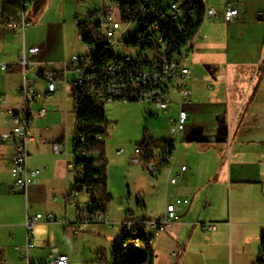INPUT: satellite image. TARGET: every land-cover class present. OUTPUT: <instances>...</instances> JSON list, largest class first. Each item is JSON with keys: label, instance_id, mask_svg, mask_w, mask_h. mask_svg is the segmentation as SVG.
I'll use <instances>...</instances> for the list:
<instances>
[{"label": "rangeland", "instance_id": "1", "mask_svg": "<svg viewBox=\"0 0 264 264\" xmlns=\"http://www.w3.org/2000/svg\"><path fill=\"white\" fill-rule=\"evenodd\" d=\"M224 1L226 0H205V5L208 7L209 4H212L217 11H220L218 6L222 5ZM229 1L235 2L238 6L239 17L232 21H225L223 9L216 17L206 19L192 40L193 47L189 51L187 62L191 74L187 80V86L192 91L193 102L205 103V105H203L202 111L197 112L196 116L193 113L188 122H202L211 141L216 126H219V123L225 121L226 118L228 129L233 128V134L238 127L253 126V129L242 136L243 141L244 143L247 140L256 142L251 143L260 148L264 146V0ZM1 5L2 0H0V14ZM102 5V0H47L42 13L34 12L29 6L27 18L30 27L26 31L28 45L35 43L41 47L43 43L42 51L45 48V42L49 41L50 52L47 55V52L45 53L43 60L50 63L53 62L52 57H59L62 61L68 62L72 55H86L88 48L82 42L75 23L76 21L96 19V15L90 18L89 14L99 10ZM112 9L117 10V7L112 6ZM136 29V22L129 23L124 31V36L127 38L134 36ZM5 31L0 26L1 63H7L6 59L13 58L14 45L20 40L19 36L15 39ZM112 48L120 55L137 56L142 53L144 56L150 57L153 54L148 50L143 51L139 47H127L118 43L113 44ZM3 53L6 54L5 58ZM36 67L34 65V69H37ZM67 77L71 79L73 75L68 74ZM19 79L20 75L18 74L1 72L0 95L5 99L14 97L15 85H18ZM171 96L176 98L177 93L172 91ZM213 100L216 102L220 100L224 105L228 104L232 110L230 118L227 116L225 118L224 115L212 111ZM73 108L74 101L70 97L68 110L73 111ZM103 108L106 119L110 122L108 135L105 139L107 188L111 194V199L106 206V213L110 223L79 222L73 223L71 226L58 221L39 220L35 223L32 234L34 247L28 252L31 262L41 263L46 260L52 248L67 253L70 257V264H98L101 259L109 261L111 252L121 241L122 223L126 216L130 219L142 216L147 219H156L164 211L165 189L159 187L157 181L167 178L165 173L167 168L156 177H151L143 168L144 160L132 163L130 158L135 148L142 149L146 138H151L154 141L172 138L169 118L174 115L177 107H172L168 112H164L157 108L153 102L114 100L105 101ZM189 108L187 107L188 112L192 111V108ZM172 109L173 111H171ZM74 130L75 117L73 115L64 135L66 154H59L66 162L73 161L71 144ZM189 144L181 134L176 141L172 174L180 167L175 161L186 160L189 157L190 159L197 158L195 152L189 154L190 150L186 148ZM235 146L237 145L233 146L234 149ZM189 148L195 150L194 147ZM153 151L157 153L158 147H153ZM225 151L227 164L229 150ZM233 157L231 156V159ZM213 159L217 160L214 157ZM71 170L70 178H74L77 171L73 166ZM199 170L195 171L194 175L202 174L201 169ZM73 186L74 183L69 187V191L73 190ZM15 195L23 194L15 193ZM76 200L82 207L88 200L86 193L81 192ZM61 207L62 205H58L56 210H61ZM32 211V214L36 211L41 214L47 213L42 207L34 208ZM69 212L79 215L75 207H72ZM55 215L58 218L63 216L59 213ZM262 217L264 218V214ZM69 220L76 222V216H69ZM74 226H79L77 232H74ZM166 226L153 238L155 243L162 240L161 237ZM146 231H151L149 224L146 225ZM211 233L212 231L203 230L201 225L196 223L195 229L188 239L190 241L188 249L184 253L178 254L179 257L176 258L171 252L178 251V245L172 247V250L160 247L156 252L157 261L155 264H173L175 259L176 264H181L182 260H184L183 264H219L226 254V246L212 244L208 252L203 254L204 256H199L200 250L194 248L196 242L201 244L210 237ZM132 238L133 236H127L126 241ZM25 239V226L7 227L0 230V248L5 252L6 264H25L21 258ZM139 240L143 243L142 239Z\"/></svg>", "mask_w": 264, "mask_h": 264}, {"label": "crops", "instance_id": "2", "mask_svg": "<svg viewBox=\"0 0 264 264\" xmlns=\"http://www.w3.org/2000/svg\"><path fill=\"white\" fill-rule=\"evenodd\" d=\"M46 4L47 0L37 12L42 13ZM228 5L238 10L235 2L229 0L218 6L220 11H217L212 4H209L208 7L215 8L219 15V12L225 10ZM238 17L239 10L236 18ZM5 32L15 39L17 36L20 37V40L14 45L15 54L13 58L6 59L9 65L6 73L18 74L20 79L18 85H15L14 97L5 99L0 95V134L10 128L6 116L1 113V110L23 105L22 99L16 94L17 87L23 81V72L17 64L18 54L23 45L25 47L38 45L35 43L28 45L26 32L24 36L18 32H7V30ZM44 45L45 48L42 51L40 49V53L33 59L37 69H34L33 65V68L27 72V77L33 78L36 71H41L44 63L47 62L43 59L45 53L47 52V55L50 52L49 41H46ZM41 47H43V43ZM3 56L5 58L6 54ZM52 61L51 70L62 74L60 90L53 93L48 99H33L27 104L28 109L33 113L39 111L42 106L45 107L46 111L40 116L32 115L29 123L34 140L28 145L27 163L30 168L38 169L39 173L36 177V183L27 189L26 194L11 191L13 180L9 171V159L14 148L12 144L0 139V230L7 227L24 226L26 216L39 213L36 211L32 214V209L39 207H42L47 213L54 212L63 215L62 217L66 218L71 226L73 223H78L77 214L70 213L69 210L72 209V206L67 204V193L69 187L75 183L76 176L70 178L69 173L72 171L70 162H66L59 156L62 153L66 154L64 135L74 115L73 111L68 110L71 83L75 82L74 74L69 68H64L65 61L59 57H52ZM68 74H72L73 78L69 79ZM33 88L43 92L45 83L36 80L33 82ZM213 101L214 103H211L214 106L212 111L224 115L225 118L226 116L230 118L232 110L228 104L224 105L220 100ZM203 105L205 103L193 102L192 97V103L188 106L189 109L192 108V111L189 112L188 121L193 113L196 116L197 112L202 111ZM173 107L176 108L175 104ZM188 121L182 136L186 143H190L186 147L190 150L189 154L195 152L197 158L190 159L189 157L186 160L175 161L179 166H186V170L180 172L177 183L170 184L167 178L157 181L159 187L165 189L164 207L168 197L187 198L188 203L182 205L179 210L180 220L166 226L161 237L162 240L158 243L152 240L153 264L157 261L156 252L160 247L171 248L172 250V247L178 245V251L171 252L176 258L179 257L178 254L184 253L188 249L190 242L188 239H190L196 223H199L202 229L204 224H215L214 230H208L212 233L207 240L201 244L197 242L194 244V248L200 250L199 256H204L203 254L208 252L212 244H220L226 246L227 251L223 261L219 264H253L258 257L260 238L264 232V218L262 217L264 214V146L259 148L252 145L251 142L253 141L251 140L244 143L242 136L253 129V126L250 127V125L238 127L233 134V128L228 129L226 118L225 121L220 122L221 124L219 123V126H216L211 141L202 122L190 123ZM55 142L63 143L65 151L54 152L52 144ZM193 142L194 144H191ZM235 144L237 146L234 149ZM189 147H194L195 150ZM225 150H229L227 164L225 162ZM231 156H234L233 159ZM213 157L217 160H214ZM199 169H201L202 174L194 175L195 171H200ZM176 173H179V168L174 172V175ZM149 183L151 184V182ZM15 193L23 195H15ZM58 205H62L61 210H56ZM69 216H76V222L70 221ZM126 218L130 217L126 216ZM212 259L214 260L213 257ZM183 262L184 260L181 261V264ZM173 264H176V259Z\"/></svg>", "mask_w": 264, "mask_h": 264}, {"label": "built area", "instance_id": "3", "mask_svg": "<svg viewBox=\"0 0 264 264\" xmlns=\"http://www.w3.org/2000/svg\"><path fill=\"white\" fill-rule=\"evenodd\" d=\"M18 2L19 6L12 14H6L0 17V25L7 31L18 32L24 36L25 32L30 27V22L27 18V10L33 0H10ZM141 7L150 0H130ZM106 2V3H103ZM101 7V34L107 39L110 44L123 45L125 41L124 31L128 27L129 22L124 21L122 12L119 8L118 0H102ZM112 6H116L117 10H113ZM177 11L176 5L172 4L170 15L175 17ZM217 11L210 8V16L216 17ZM238 15V10L231 5L226 6L223 12L225 21H232ZM159 40L161 38L159 37ZM40 46L32 45L21 48L17 64L23 72V81L16 89V94L22 99L23 105L19 107H7L1 110V113L6 116V120L10 125L8 130L0 134V139L13 145L14 152L9 159V171L12 177L11 191L21 192L26 194L27 189L36 183V177L39 173L38 169H32L28 166L27 160L29 156L28 145L34 140V136L30 130L29 123L32 115L40 116L46 109L42 106L39 111L33 113L28 109V102L33 99L44 98L48 99L53 93L60 90L62 79L56 78L51 70V63L45 62L41 71H36L33 78L27 77V72L33 68L35 64L33 58L40 53ZM192 49L191 42L185 45V50H181L177 56L176 64H168V60L162 62L146 61L142 57L121 54L116 59L112 60L104 70V82L98 89L94 91V96L99 101H113L115 99L126 100L128 96L137 97L139 101L153 102L156 107L168 112L173 104L177 107L173 116L169 118L171 141L176 147V141L181 134L184 133L189 112L187 107L192 103V91L187 86V80L190 77L191 71L187 65L189 60V51ZM64 68H69L74 74V81L79 85L93 84L95 79H91L88 57L86 55H72L68 62H64ZM162 67L161 75H153V68ZM9 68L7 63L0 62V72H6ZM42 81L45 83V90L39 92L33 88L34 81ZM144 82H153V89H144ZM177 93L176 98H172L171 92ZM1 100V97H0ZM54 152H64V144L55 142L52 144ZM174 152L169 153L165 146H159L157 153L153 150L149 160L144 158L141 148H135L134 153L130 158L132 163H139L144 160V170L147 175L156 177L165 168L167 180L170 184L177 183L180 172L186 170V166L179 167V173L172 175V163L174 160ZM72 165V164H71ZM80 167L76 171H80ZM83 192L77 189L68 191L67 204L75 207L80 215H78V223H90L97 221L100 223L109 224V216L106 211L97 210L91 212L87 202L82 207L77 202L78 195ZM188 203L187 198L175 197L167 199L164 211L156 219H149L145 222V226L140 228L138 220L127 219L122 225L124 230H140L146 231V225L151 226V235L154 237L162 231L165 225L180 220L179 210L182 205ZM44 219L47 222H62L67 223L68 220L64 217L58 218L55 214L48 212L45 215L36 213L35 215L26 216L24 226L26 232L25 246L21 258L25 264H70L69 256L66 253L59 252L57 248H52L48 258L41 263L31 262L28 258V252L34 247L32 243V234L34 225L37 221ZM70 225V224H69ZM205 230H214V223L203 225ZM79 230V226L74 227V232ZM16 249H18L16 247ZM128 253H140V246L128 244L125 246ZM98 264H110L102 262Z\"/></svg>", "mask_w": 264, "mask_h": 264}, {"label": "trees", "instance_id": "4", "mask_svg": "<svg viewBox=\"0 0 264 264\" xmlns=\"http://www.w3.org/2000/svg\"><path fill=\"white\" fill-rule=\"evenodd\" d=\"M45 0H33L31 7L37 12ZM122 18L129 23L136 22L134 36L125 37L123 45L139 47L141 50L152 52V56L137 55L146 61L162 62L176 58L185 45L193 40L205 21L204 0H150L142 7L130 0H118ZM172 4L176 5L175 17L170 15ZM1 16L14 13L18 2L3 0ZM101 8L89 14L94 20L76 21L75 26L82 42L88 48L89 69L94 74L93 84L79 85L71 83V97L74 101L75 130L71 144L73 161L71 167L77 171L73 189L83 191L87 195V204L91 212L107 211V203L111 194L107 188V158L105 155V139L108 135L109 121L106 119L103 103L94 96V91L104 82V70L107 65L120 56L113 50L110 42L101 34ZM159 37L161 40H159ZM192 47V46H191ZM56 78L62 74L52 71ZM115 100H121L115 99ZM114 101V100H113ZM126 102L139 101L136 97L128 96ZM165 146L169 153L176 147L169 140L154 141L145 139L142 144L144 158L149 160L153 147ZM78 211V210H77ZM79 213V211H78ZM80 215V213H79ZM130 219L126 218L125 220ZM139 227L143 228L147 219L145 216L136 217ZM121 241L111 252L110 264H153L154 252L145 232H142L144 258L127 257L123 243L127 240L124 226L121 230ZM150 237L153 235H149ZM150 238L153 240V238ZM106 262L101 259L99 263ZM0 264H6L5 253L0 249ZM253 264H264V232L260 238V251Z\"/></svg>", "mask_w": 264, "mask_h": 264}, {"label": "bare ground", "instance_id": "5", "mask_svg": "<svg viewBox=\"0 0 264 264\" xmlns=\"http://www.w3.org/2000/svg\"><path fill=\"white\" fill-rule=\"evenodd\" d=\"M205 1V0H204ZM210 16V8L207 7L205 5V15L204 18L209 19ZM185 50V48L183 49ZM177 62V57L174 59H170L168 60V64H176ZM91 73V79H95L94 74L90 71ZM162 74V67H155L153 68V75H161ZM144 89H153V82H144ZM142 232H145L149 243L152 242V239H150L151 237L149 235H151V233L147 232V231H140V230H124V235L125 236H133L132 239L125 241L123 243V247L125 248V246H127L128 244H133V246H140L141 247V253L144 254V247H143V243L140 242L139 239H141L142 236ZM153 238V237H152ZM125 253L128 254V249H125ZM136 254H140V253H136Z\"/></svg>", "mask_w": 264, "mask_h": 264}, {"label": "water", "instance_id": "6", "mask_svg": "<svg viewBox=\"0 0 264 264\" xmlns=\"http://www.w3.org/2000/svg\"><path fill=\"white\" fill-rule=\"evenodd\" d=\"M127 257H138V258H144V254H136V253H128Z\"/></svg>", "mask_w": 264, "mask_h": 264}]
</instances>
